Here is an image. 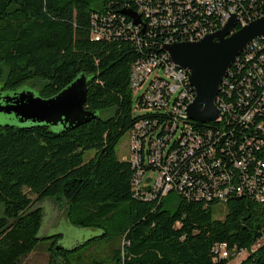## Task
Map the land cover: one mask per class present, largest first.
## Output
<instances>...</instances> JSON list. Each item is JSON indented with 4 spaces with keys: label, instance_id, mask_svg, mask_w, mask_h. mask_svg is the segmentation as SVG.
<instances>
[{
    "label": "trees",
    "instance_id": "trees-1",
    "mask_svg": "<svg viewBox=\"0 0 264 264\" xmlns=\"http://www.w3.org/2000/svg\"><path fill=\"white\" fill-rule=\"evenodd\" d=\"M231 10L237 31L264 16V0H0L1 94L39 79V96L49 99L84 75V108L95 115L73 129L0 126V264H22L42 241H48L47 264H228L231 258L213 251L222 243L231 254L247 253L238 264H264V79L258 75L264 76V39L229 70L219 97L232 113L216 123L188 122L222 165L214 172L230 173L234 191L213 202L178 190L147 200L133 191L136 169L115 152L137 125L161 137L176 118L170 106L149 108L145 83L132 88L134 67L161 56L165 46L191 43L201 31L216 33L223 27L220 12ZM141 88L136 106L152 113L135 116L134 92ZM254 107L252 119L241 120ZM184 134L177 130L169 146ZM171 195L177 202L169 210L164 199ZM46 199L63 203L74 227L100 234L70 249L60 245V234L38 238L39 204ZM219 204L225 214L215 219L212 206ZM94 243L102 246L92 249Z\"/></svg>",
    "mask_w": 264,
    "mask_h": 264
},
{
    "label": "built area",
    "instance_id": "built-area-1",
    "mask_svg": "<svg viewBox=\"0 0 264 264\" xmlns=\"http://www.w3.org/2000/svg\"><path fill=\"white\" fill-rule=\"evenodd\" d=\"M213 7L210 10H213ZM232 14V10L220 12L223 26ZM247 24V22H242L243 27ZM207 35L210 34L201 31L191 36V43L192 37H199L201 40ZM261 39H264V36L254 40L248 47L256 45V42ZM262 59L264 60V56ZM258 71V75L264 79L263 73ZM159 73L165 79L156 78V74ZM188 76V72L171 63L168 54L164 51L157 58L154 57L147 62L137 64L133 70L132 88H140L145 83L148 88L145 92L144 102L149 108L160 109L170 106V111L172 110L176 115L161 137L156 135L146 124L137 125L129 132L131 154L129 159H122V161H129L136 169L132 182L133 191L136 195H141L147 200L164 197L170 192L178 190L183 196H193V198L213 202V200L227 196L236 188L230 180V173L218 172L220 176H216L218 173H215L214 170H223L222 165L216 157H212L213 151L208 152L200 133L192 130L189 125L193 122L188 120L186 109L194 99V92L189 87ZM227 78L228 74L220 87L215 102L218 112L222 113V119L226 113L231 114L233 110L219 97L222 89L227 86ZM262 78L258 77L257 82L261 83ZM185 85L191 90V94ZM240 101L242 99H239ZM258 109L257 107L250 109L241 120L249 122ZM177 130L180 133L185 131V134L177 140L178 146H169ZM143 165L156 173L154 180L151 181L149 177L145 176ZM242 166V163L236 164V168ZM255 183V178L251 176L248 185L254 187ZM262 191L264 192V184ZM261 197H258V200H262ZM213 251L219 259H227L234 255L228 251L224 243L216 245Z\"/></svg>",
    "mask_w": 264,
    "mask_h": 264
},
{
    "label": "water",
    "instance_id": "water-1",
    "mask_svg": "<svg viewBox=\"0 0 264 264\" xmlns=\"http://www.w3.org/2000/svg\"><path fill=\"white\" fill-rule=\"evenodd\" d=\"M134 23L139 19L123 11ZM235 30L231 16L216 33L194 43H174L164 47L171 63L188 72V84L194 99L186 109L189 121L214 123L219 118L215 105L220 87L235 60L256 39L264 36V16ZM87 78L80 75L54 97L43 99L29 91L14 93L0 101V113L13 115L20 124H46L61 129H73L90 122L95 115L84 106Z\"/></svg>",
    "mask_w": 264,
    "mask_h": 264
},
{
    "label": "rangeland",
    "instance_id": "rangeland-1",
    "mask_svg": "<svg viewBox=\"0 0 264 264\" xmlns=\"http://www.w3.org/2000/svg\"><path fill=\"white\" fill-rule=\"evenodd\" d=\"M3 79L0 80V91L3 86ZM44 82L39 79H34L28 81L21 86H19L15 91L10 92H0V100L5 97H10L14 93H19L22 91H29L33 95H39V90L41 85ZM143 89L141 88L138 91L134 92V103H133V114L135 116L145 115L147 113H152L149 109H142L136 106L135 99L141 96L143 93ZM100 117L105 118V112L99 113ZM5 125H13V126H21L18 120L13 115H7L4 113H0V126ZM116 155L119 160L122 159H129L131 154L130 148V136L129 133H125L121 139L119 140L116 148H115ZM94 152L89 151L85 154L84 159L88 161ZM145 176L149 177L150 180H154L156 178V173L154 172H147ZM32 199L33 196H30ZM177 197L176 196H168L164 199L165 208L169 210L173 209L176 205ZM39 206L43 210V221L42 225L38 231L37 237L43 238L45 236H52V235H61L60 245L66 249H70L78 244H81L88 239H91L94 236L100 234L99 231L93 229H84V228H77L71 225L66 219V210L63 203L60 201H53L50 199H46L42 201ZM213 216L215 219L223 218L225 214L224 207L222 205H213L212 206ZM0 216H2V207L0 206ZM48 241H42V245L38 247L34 252L29 254L22 262V264H47L48 263V255L45 250V244ZM264 243V238L259 242V245ZM101 243H94L91 248H98L101 247ZM257 246L253 247L252 250H255ZM92 248V249H93ZM90 249V248H89ZM84 251V248L82 249ZM247 253L242 252L237 255L230 256V262L228 264H238L240 260L245 258Z\"/></svg>",
    "mask_w": 264,
    "mask_h": 264
},
{
    "label": "bare ground",
    "instance_id": "bare-ground-1",
    "mask_svg": "<svg viewBox=\"0 0 264 264\" xmlns=\"http://www.w3.org/2000/svg\"><path fill=\"white\" fill-rule=\"evenodd\" d=\"M197 41H199V40H197ZM197 41H196V42H197ZM189 43H190V42H189ZM193 43H194V42H193ZM235 61H236V60H235ZM219 119L222 120V113H219V118H218L214 123L218 122ZM219 199H220V198H219Z\"/></svg>",
    "mask_w": 264,
    "mask_h": 264
}]
</instances>
